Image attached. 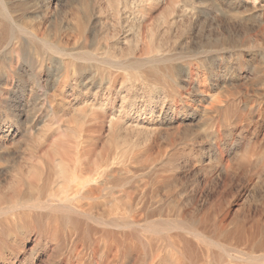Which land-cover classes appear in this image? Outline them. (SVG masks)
Here are the masks:
<instances>
[{
    "label": "bare ground",
    "instance_id": "6f19581e",
    "mask_svg": "<svg viewBox=\"0 0 264 264\" xmlns=\"http://www.w3.org/2000/svg\"><path fill=\"white\" fill-rule=\"evenodd\" d=\"M125 1L121 17L148 15L151 0ZM129 2H139L132 15ZM59 3L0 0V93L28 61L57 83L42 104L48 119L25 127L27 156L0 170V264H264V100H218L199 61L176 66L178 57L163 54L161 29L136 30L142 54L130 59L109 45L101 57L86 18L70 29V45L54 15ZM170 5L181 12L173 19L188 17L193 29L194 0ZM130 31L120 43L131 44ZM253 42L248 52L264 58ZM237 56L243 81H264ZM19 121L7 134L0 125V143ZM234 183L238 191L227 195Z\"/></svg>",
    "mask_w": 264,
    "mask_h": 264
},
{
    "label": "rangeland",
    "instance_id": "374dc122",
    "mask_svg": "<svg viewBox=\"0 0 264 264\" xmlns=\"http://www.w3.org/2000/svg\"><path fill=\"white\" fill-rule=\"evenodd\" d=\"M122 2L124 4H122ZM126 2L127 1L125 0H62V1L60 0V3L58 4V9H56L57 11L55 10L54 15L56 16V18L58 17L57 23L60 26L64 25V28H65L64 35H65V38H67V41L70 43V45H72L73 43L72 42L73 37H71L72 30L70 29H72L77 22L79 23L85 18H86L85 20L88 22L92 21L91 22V32L89 33V37L90 36L91 37L89 38V41L92 43L93 46L95 45V47L98 48V51L101 53L100 55H102L101 57H103L102 53H104L108 45L111 47V49L113 48L112 51H114L117 57H124L128 59H130V57L133 58L135 56L140 57V55L142 54L141 51L136 50L134 46L135 41L139 39L138 31L141 30L143 32H146L147 35H150L151 29L152 31L154 29L156 30V28L161 29L160 30L161 35L159 34V39H161V42H163L164 44L163 54L167 57H173V56L178 57L179 59L174 62L176 66L182 65V63L185 62V60L187 59L191 60L192 62L194 61L195 63L197 61L199 62L203 61L201 63L197 62L196 64H199L200 72L202 73L206 72V74L208 72V74L206 75L207 82L205 81L204 87L208 91H211L212 94L216 96L218 100L221 98L220 101H222L223 103L229 100L234 101V99H236L235 101L239 99L237 102L247 101L248 103L249 102L251 103L253 98L264 100L263 99L264 98V94H263L264 93V81L263 80L260 82L256 81V83L255 82L253 83L252 80L246 81V79H244V81L247 82L246 84V82H244L243 79L239 77V74L241 72V70H239L238 68L240 59H238V56H237L241 52L244 53L246 56V59L248 58L247 61L251 60L254 66L261 69V73L263 75L264 58L262 57L261 54L257 53L256 55V53L248 52L246 43L248 45V42H251V41L255 42L256 40L255 43L253 42L255 45L261 44L260 45L261 47L264 45V29L263 30L261 29L262 22H264L263 21L264 20V0H194V4L196 8L198 9L201 8V10L200 9L196 10L198 11L199 17L197 18V22L194 25L193 29L187 28L190 23V19L188 17L186 18V17L180 16L176 19H173L174 15H176L177 13L181 15V12L178 7L174 8L173 6L170 5V0H166L168 4L165 3V0H151L150 2L148 1V3L146 4L147 6L145 7L146 15L148 14L147 15L148 17L144 15L141 18L143 22L141 19H138V20L137 18L129 19V18H126V17L123 18L120 16L122 13H119V12H122L124 10L126 6ZM129 3H128L129 6L127 8V11L129 13L127 14L132 15L130 13H133V9L134 11L137 9L138 6H135V5L138 4L139 2H137L134 5L132 4V2L130 4ZM53 4L54 3H52V5ZM232 4H234V7ZM132 5L134 6V8ZM231 5L233 9H231L232 7L230 8ZM52 7L54 8V5ZM129 8L132 10V12ZM174 9L176 11H179L180 13L179 12L175 13ZM223 9H225V11ZM229 9L231 12L228 14ZM237 10L238 12L240 10V12L238 13V16H236L237 14L235 15V12H237ZM232 11L234 12V14ZM252 12H253V15H252ZM256 14L257 15L259 14L260 16L259 15L257 16ZM90 15H91V18H90ZM239 15H241L242 17L240 18ZM88 16L89 18H87ZM92 16H94L95 18ZM235 16H236V19L234 18ZM144 17L147 18V21H146V18ZM238 17L240 19H238ZM255 20L256 22H254ZM166 22H169L171 24L173 23L172 27L174 28V30L172 28L170 32V30H168V26L165 25ZM133 23H136V24H133ZM149 24H151V26ZM133 26H134V29H132ZM183 27L186 29H184ZM248 27H251V28H248ZM128 31H130L129 39H131V44L127 45L124 42L120 43L119 39H122L123 36H125V34ZM113 38H115V40ZM224 46H225V49L223 48ZM232 46H234L235 48ZM215 50L218 53H216ZM217 54L219 57L218 56L215 57ZM28 62L30 63V61ZM28 62L24 63V65L26 64L25 71L22 73L20 77L17 78L18 80L16 79L15 83H13L12 89L9 91L8 95L6 96L0 93V125L3 126V132L5 134L9 132L7 131V127L9 123L13 125L12 128L14 129L15 123L18 120H20L19 122H23L19 124V131L17 134H14L13 131H11L8 137H1L0 148L2 150H0V170L4 169V171L9 170L8 167H10V165H11L10 169H12L13 163L15 164V163L22 162V160H24V158L27 156L32 140L30 139L28 133H26L25 127L29 125L30 119L32 117L38 121H41L38 127H42V125L48 119V114L45 113L47 110V106H44V105L42 106V104H45L50 94L57 87V83H55L54 80L52 79L46 80L48 78L47 76L49 75V71H41L37 68H34L33 65L31 63L29 64ZM229 71H231L230 74H229ZM39 72H40V75L38 76ZM40 77L42 81L41 83H39V80H37ZM0 79L4 81V78H0ZM228 80L231 82H229ZM3 81L1 82L4 83ZM243 82L245 84H243ZM2 83L0 84V87L4 86ZM215 89H217L218 91ZM218 93H221L220 96H218L219 95ZM232 94L234 96L236 95V97H234ZM249 94L251 96H248ZM254 95H256L257 97ZM247 98H249V100ZM21 111L22 113H20ZM17 115L18 117H16ZM257 115L258 114L255 115V119L259 118V115L258 116ZM262 131H264V129ZM4 147L8 150H4L3 149ZM1 179L3 181H5V179L6 181L9 180V175H7V172H5V174L1 177ZM232 186L233 184L231 185V187ZM231 187L228 188L229 193L225 192L227 195H229L231 192H234V190L238 191V189L236 188H238L239 186L238 184L234 183V187L232 189Z\"/></svg>",
    "mask_w": 264,
    "mask_h": 264
}]
</instances>
